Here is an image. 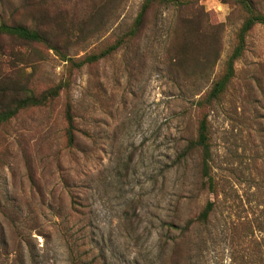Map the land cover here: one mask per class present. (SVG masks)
Returning a JSON list of instances; mask_svg holds the SVG:
<instances>
[{
    "label": "rangeland",
    "instance_id": "374dc122",
    "mask_svg": "<svg viewBox=\"0 0 264 264\" xmlns=\"http://www.w3.org/2000/svg\"><path fill=\"white\" fill-rule=\"evenodd\" d=\"M142 1L0 0V22L38 27L57 47L0 37L4 81L35 92L68 83L0 127V264H264V24L248 33L233 77L206 110L210 193L197 155L179 153L196 136L194 101L223 71L241 7L199 0L190 9L201 8L206 34L219 28L218 57L201 27L181 67L175 44L187 10L153 6L139 34L111 54L78 68L63 60L113 43ZM253 4L264 10V0ZM209 200V219L181 232Z\"/></svg>",
    "mask_w": 264,
    "mask_h": 264
},
{
    "label": "trees",
    "instance_id": "16d2710c",
    "mask_svg": "<svg viewBox=\"0 0 264 264\" xmlns=\"http://www.w3.org/2000/svg\"><path fill=\"white\" fill-rule=\"evenodd\" d=\"M199 0H143L140 9L137 12L132 23L128 26L127 30L121 34L117 39L108 44L96 52H91L84 55L80 59L73 60L71 57L62 56L64 61L69 60L73 67H80L86 63L97 62L100 59L111 54L117 50L126 41L131 40L136 37L144 26L146 16L153 6L159 7H174V9L179 14H183L187 10V13L183 14L182 29L184 33L182 35L183 41L177 42L176 53L181 55V67L185 63V59L189 56L190 46L194 43L192 39V34L198 33L201 29V33L205 36L208 35L210 38L211 48L210 52L215 53L218 57L219 51L215 47L219 43V28L217 26H211L212 31L209 34L207 29H203L202 26L204 17L200 11V7L197 10L198 13L194 14L190 9L198 8ZM222 2H232L243 9L245 12V18L241 22L235 36V43L228 54L223 71L212 80L210 87L206 92L200 95L195 101L194 105L196 111L199 113L197 118V128L196 136L193 139H189L187 143L181 149L179 156L186 159L194 154L197 155V167L198 174L200 178V187L202 189L208 190L210 193H215V181L210 171V158L211 149L209 142V133L207 125L209 107L212 103L217 100L221 94L225 91L228 83L234 75V64L236 60L242 55L245 49L246 37L251 29L257 24H264V10L258 11L254 8L253 0H221ZM180 29L178 24L176 30ZM0 37H9L11 39L22 41L29 44H47L50 48L57 51V47L52 45V39L46 34L45 31L39 29L38 27H29L21 23H8L5 21L0 22ZM175 41H173V44ZM175 60V58H172ZM2 77V76H0ZM67 82H59L57 84L51 85L47 88L42 89L39 92H35L29 89L25 84L20 85V88H16L19 84L15 82H6L2 77L0 79V127L3 123L9 121L12 117L17 115L20 111L32 108V107H42L50 104L61 92L63 87L67 86ZM13 95L11 98L5 102L1 97H4L7 93ZM21 92V94H19ZM23 92V93H22ZM63 118L65 121L64 128V138L66 145L68 147H73L76 143L77 126L75 123V116L73 113V106L69 99L66 100L63 107ZM214 201L209 200L205 203L201 211L194 219H189L181 227V232H187L191 226L195 223H205L209 216L211 215L214 208ZM176 249L173 250L174 255ZM173 255H171V260H173Z\"/></svg>",
    "mask_w": 264,
    "mask_h": 264
}]
</instances>
